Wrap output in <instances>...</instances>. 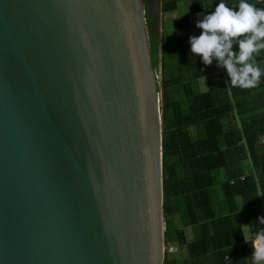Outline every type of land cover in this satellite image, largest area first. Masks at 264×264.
<instances>
[{"label": "water", "instance_id": "water-1", "mask_svg": "<svg viewBox=\"0 0 264 264\" xmlns=\"http://www.w3.org/2000/svg\"><path fill=\"white\" fill-rule=\"evenodd\" d=\"M162 16L0 0V264H168Z\"/></svg>", "mask_w": 264, "mask_h": 264}, {"label": "trees", "instance_id": "trees-1", "mask_svg": "<svg viewBox=\"0 0 264 264\" xmlns=\"http://www.w3.org/2000/svg\"><path fill=\"white\" fill-rule=\"evenodd\" d=\"M161 1V44L152 47V55L154 65L161 63L169 248L176 246L187 254L184 264H246L253 245L244 242L243 229L246 225L259 228L264 218V210L251 207L258 205L259 197L257 203L250 202L260 194V184L255 176L243 182L236 173H230L242 155L249 154L259 161L264 173V150H260L264 137V77L255 88L233 87L226 69L216 60L205 65L191 52L190 37L201 33L196 17L210 14L220 0ZM225 2L238 10L239 0ZM248 2L264 8V0ZM180 8H185L187 14L172 18ZM233 50H238V45ZM159 51L160 60L155 58ZM255 62L264 69V50L255 56ZM226 171L229 174L223 180ZM261 194L264 199V183ZM240 196L249 203L245 210L239 208ZM188 229L193 233L192 240ZM168 264L178 263L169 259Z\"/></svg>", "mask_w": 264, "mask_h": 264}, {"label": "clouds", "instance_id": "clouds-1", "mask_svg": "<svg viewBox=\"0 0 264 264\" xmlns=\"http://www.w3.org/2000/svg\"><path fill=\"white\" fill-rule=\"evenodd\" d=\"M196 26L201 33L190 37L193 54L200 56L205 65L216 60L218 66L226 69L233 87L251 89L259 85L264 69L255 62V56L264 50V8L239 0L237 10L220 0L215 10ZM234 45H238V50H233ZM259 240L254 250L257 261L264 260V232Z\"/></svg>", "mask_w": 264, "mask_h": 264}, {"label": "crops", "instance_id": "crops-1", "mask_svg": "<svg viewBox=\"0 0 264 264\" xmlns=\"http://www.w3.org/2000/svg\"><path fill=\"white\" fill-rule=\"evenodd\" d=\"M206 15L207 14L203 13L200 16L202 18H204ZM200 16H198L196 18L197 22L200 21L199 20ZM195 57H196V59L197 58L198 59L201 58L200 56H198L196 54H195ZM261 105H263L262 101H260V106ZM261 143H262V146L260 147V150L263 153V150H264V137L262 138ZM260 150H259V152H261ZM257 156H256V158H257ZM258 162L259 161L256 160L251 154L245 155V156L242 155L241 161L237 163V166L234 168V171L231 172L230 174L236 173L240 177V179L243 180V182L247 179V177H251V176H255L256 177V181H257L258 186L260 184V190H259L260 194L258 193L259 195L254 197V199H251L250 202L252 203L253 201H255V203H257L258 202L257 199L259 197V203H258V205H253L251 207H255L257 209L264 210V199H263V196L261 194V186H262V183H264V179H263L264 173L261 172L262 167L258 166V164H259ZM225 173L229 174L228 171H226ZM246 199L247 198H244V197H241V196L238 197V199H237V202L240 204L239 208L241 210H245L248 207L249 203H248V201ZM263 225H264V223H261L259 228H256L255 225H246L244 227V229H243L244 236H245V241L244 242L247 243V244L252 243V245H253L252 246L253 249H251L250 256L247 257V259H246V264H255L253 251L255 250L256 247H258L259 244H257V242L254 239H255L256 234L258 233V231L260 230V228ZM188 231H191V230L190 229L187 230V235H189ZM191 234H192V238L191 239L189 238L190 240L193 239L192 231H191ZM229 259L230 258L228 257V260ZM230 262L231 263H229L227 261L225 264H235L232 261H230ZM236 264H241V263L238 262Z\"/></svg>", "mask_w": 264, "mask_h": 264}, {"label": "rangeland", "instance_id": "rangeland-1", "mask_svg": "<svg viewBox=\"0 0 264 264\" xmlns=\"http://www.w3.org/2000/svg\"><path fill=\"white\" fill-rule=\"evenodd\" d=\"M180 11L178 12V13H176V14H173V15H171V17L172 18H174V17H176L177 15L179 16H185L186 14H187V12L185 11V8H180L179 9ZM167 16H169V15H167ZM168 18V17H167ZM197 18V17H196ZM203 18L200 16L199 17V20H202ZM161 87H162V85L160 84V95H161ZM161 99H162V95H161ZM162 101V100H161ZM162 103V102H161ZM225 175H227L226 173H224V174H222V177H223V180L225 179H227V177L225 176ZM188 237L191 239L192 238V234H191V231H188ZM257 242V241H256ZM257 244H259L258 242H257ZM169 259L170 260H173V261H176L178 264H184V259L186 258L187 259V254H185L184 253V251L183 250H181L179 247H176V246H171L170 248H169ZM189 264H196L195 262H189ZM202 264H212L211 262H209V261H205V262H203Z\"/></svg>", "mask_w": 264, "mask_h": 264}, {"label": "built area", "instance_id": "built-area-1", "mask_svg": "<svg viewBox=\"0 0 264 264\" xmlns=\"http://www.w3.org/2000/svg\"><path fill=\"white\" fill-rule=\"evenodd\" d=\"M256 1L259 2V3L263 2V0H256ZM262 232H264V225L260 228V230L258 231V233L255 236V239L254 240L257 241L258 243H260L259 237H260V234ZM254 261H255V264H264V260L257 261L254 258Z\"/></svg>", "mask_w": 264, "mask_h": 264}]
</instances>
